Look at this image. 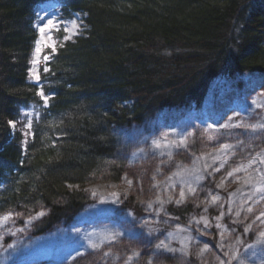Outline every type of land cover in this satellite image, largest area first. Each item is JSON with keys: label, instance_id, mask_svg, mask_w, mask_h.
<instances>
[{"label": "trees", "instance_id": "1", "mask_svg": "<svg viewBox=\"0 0 264 264\" xmlns=\"http://www.w3.org/2000/svg\"><path fill=\"white\" fill-rule=\"evenodd\" d=\"M43 1L0 0V213L17 212V221L9 218L1 223L20 242L24 239L21 233L28 230L46 234L44 243L32 253L42 254L40 248L45 245L46 255L37 253L34 258L41 261L46 257L40 264H52L61 254H74L69 264H116L123 257L130 261L129 257L143 251L128 234L141 232L148 240L143 228L150 227L125 225L112 232L92 226L86 230V234L92 232L87 245L77 253L72 241L84 243L86 234L66 229L54 238L52 232L74 223L77 212L88 213L85 187L93 179L109 176L119 181L126 176L134 178L133 172H137L148 191L152 169L129 170L123 159L115 157L121 148L120 136L129 126L144 128V122H153L158 112L178 108L187 100L200 105L208 87L218 81L229 85L222 99L241 88L245 95L244 103L220 110L222 115L247 112L243 105L249 96L264 87L258 76L264 74V0H53L63 20L74 12L83 14L84 27L78 36L58 43L49 70L34 82L30 54L37 40L36 10ZM249 75L251 79L245 80ZM40 92L48 97L47 103ZM253 113L258 116L257 111ZM27 115L33 125L25 137ZM260 139L254 146L249 143L248 150L233 148L229 153V145L212 148L209 154L199 153L202 159L198 164L183 163L190 167L188 171L177 169L181 161L167 169L162 174L168 186V199L163 201L168 203L167 212L190 232L188 216L206 211V202L214 206L231 196L230 209L235 206L232 210L238 215L251 214L252 223L247 227L253 237V230L263 228L256 214L264 188V136ZM156 148L153 151L159 152ZM141 154L138 149L132 159ZM141 160L138 166H153L144 156ZM225 182L232 185V194L226 197L217 191ZM157 195H162L158 187ZM161 197L155 199L160 202ZM121 204L135 214L142 213L133 197ZM211 212L204 213L208 220L219 210ZM226 219L225 223L231 224ZM122 235L128 246L120 244ZM161 241L167 245L163 238L155 245L144 243V258L133 263L174 264L168 259L169 246L157 248ZM90 242L99 246L93 248ZM259 242L264 247V242ZM108 243L115 249L102 248ZM118 246L127 249L122 253ZM251 254L249 257H257ZM255 260L251 263L256 264Z\"/></svg>", "mask_w": 264, "mask_h": 264}, {"label": "rangeland", "instance_id": "2", "mask_svg": "<svg viewBox=\"0 0 264 264\" xmlns=\"http://www.w3.org/2000/svg\"><path fill=\"white\" fill-rule=\"evenodd\" d=\"M41 9H43V11H41ZM38 12L40 16L45 17L43 21L38 20ZM61 16L62 12L59 10L58 4L53 0H45L37 7L36 18L34 21V27L37 32V40L30 54L31 77L34 82H38L40 80L35 79V76L33 75L34 72L40 75L41 72H45V68L49 70L50 64L53 62V57L57 50L58 43L63 40L73 39L83 30V14L74 12L66 20H63ZM53 17H55L54 22H58L59 28V30L54 28L51 32L52 40L55 41L56 50L53 52L51 47H44V42L49 44L52 43V41L48 39V33L46 30L44 34V41H42L40 45L42 50L39 54H37L35 52L37 41L41 39V34L38 31V25L43 26V23H46L48 18ZM72 21H76V23L79 24V28L76 29V34L74 35L71 34ZM65 27L69 28L70 31L65 32L63 30ZM69 35H71V38L65 39V37ZM44 56H48L49 59L45 61L43 59ZM34 60H37V63L34 64ZM258 76L261 77L264 85V74H258ZM250 79V75L245 77V80L247 81ZM228 86L229 85H227L224 81H218L213 85V87H208L205 97L200 105L187 100L186 103L180 105L178 108L158 112L156 119L153 122L152 120L144 122V128L140 125H134L132 127L129 126L125 135L120 136L121 143H119L121 148L116 151L115 157L120 160L123 159L127 166L126 168L129 170L130 168H141V170L146 168L152 169L153 177L150 179L149 188H147L148 191H146L145 186L141 183L142 179L138 177L140 174L133 171L134 178L126 176L121 178L119 181H115L111 179V177L105 176L93 179V181L85 187L86 198L89 200L88 205L85 207V211L88 213L79 214L77 212L75 215L76 221L74 223H71L67 227L55 229L52 232L54 233L52 234L54 238H57L58 234H61L66 229L67 231L71 229L73 233L81 232L86 234V230L88 228L92 226H100L104 229L111 230L112 232H119V229H122L125 225L133 226L137 224L139 226L138 228H152H149L148 230L143 228V233L149 237L148 240L140 234L141 232H130L128 234L129 237H132V239L134 238V240L131 241H135L136 239V242L140 243V249L143 253L139 252V255H133L130 261H127V259L125 260L123 257L116 264H134L133 262H138L140 258H144L146 253V246H144V243H152L155 245L157 240L162 238L163 240H167V247L169 246L170 253L168 259H173L174 264H220V261H224V264H252L251 262L255 259L256 264H264V247H262L259 242H264V239L258 235L260 231H264V216H261V213H264V188H262L261 193H259V204L256 208L257 217L260 216L259 221L263 223L259 224L263 225V228L253 230L255 231V234L253 237L251 236V238L249 235L252 230L245 232L247 225L252 223L251 214L242 213V215H238L232 210L236 208L235 206H232L230 209L231 205L229 204L230 202H228V199L231 196L228 199H222V202L217 205L214 203V206H210V204L206 202V205L204 206L206 211H202L201 209L197 213H192L188 216L187 218L189 222H186V224L189 226L190 232H187L181 224H178L183 222L175 220L176 218L167 212L166 205L168 203H164L168 199V186L166 185V180H162V174L165 173L167 169L174 167L181 161V163L177 166V169H186V171H188L187 169H190L189 166H194L195 163L198 164V160L201 162L202 156H200V154H209L212 152V148L221 146L229 147L230 145L229 153H233V151H235L233 148L241 150L244 147V149L248 150L249 147L246 146L251 144L254 146L256 143H259L256 141L264 136V128L253 129L251 127L235 126L237 124L258 125L262 124L259 123L262 121L264 124V87L263 89H259L257 93L249 96L247 102L243 105L247 109L246 113L240 114L231 112L228 115H222L220 111H217L216 105L217 103H224L225 99H222L221 97L227 91ZM243 92L244 89L241 88L236 89V93L232 94L237 95L236 98H234L236 102H244L245 95L242 94ZM259 110L260 116L253 113ZM28 117L29 116L27 115L23 131V134L26 135L25 137H27V132L31 130L33 125L32 118ZM229 117H232V119L229 120ZM225 124L233 126L222 127ZM244 128H248V130H244ZM122 129L119 133L122 132ZM198 135H202V138L197 139L196 136ZM169 139L174 140V142H170L171 140ZM127 140L128 142L126 143ZM237 140H241L243 143L238 142ZM153 145L157 147L154 150H158L159 152L153 151ZM198 145H203V147L200 148ZM125 146H129V148L125 149ZM162 146L165 147V149L170 146L172 148L170 150H168V148L165 150ZM138 149L140 153L142 152L140 156H144L147 159L146 162L153 163L152 167H144L143 165L140 166V164L138 166L137 163H142V160L140 161V156L134 158L136 161L132 159ZM183 163H187L189 166H185ZM147 179H149V177L145 180ZM138 184L140 185V188L137 186ZM230 184L231 182H225L217 191L221 192L224 196L232 194V192H230V187H232V185L229 186ZM157 187L162 191V195L154 196ZM113 193L118 195L114 196ZM214 193L215 192H213V194ZM159 196H162L160 202L158 201L159 198L155 199ZM130 197H133L134 202L141 207V215L138 213L135 214L130 208L123 207L121 204L123 199L128 202ZM202 199L200 200L201 202ZM232 202L233 200L231 199V203ZM211 208H214V210L216 208L219 212H217L216 215L214 214V219L208 220L204 216V213L213 212L214 210ZM3 212L4 213H0L2 214L0 217L11 214L10 218L12 221H17V212L15 210H5ZM201 214L204 216L203 218H200ZM226 218L231 220L229 221L231 224L225 223L224 219ZM1 222L2 220H0V264H40L47 260L46 257L41 261L34 259L37 256V253L40 256L46 255L44 254L45 245H42L40 248V252L42 254H40L39 251H35V255L32 256L34 248L37 247L38 244L44 243L42 240H44L43 238H45L46 234H34V232H30V230H28L21 233V235L24 236V239L20 242L16 240L17 235L11 234V230L9 231V229H4V224ZM129 226L127 228H129ZM160 226L164 227L160 228ZM190 228H192V230ZM91 233L92 232L89 231L85 236H82V239H85L84 243H81L80 240H76V242L72 241V235L70 236L68 240H71L78 248V250L74 253H77L81 249L85 248L87 245L86 239L90 237ZM98 234H101V232ZM123 236L124 235L119 236L122 238L120 239V242L122 243L119 241L117 243H127L125 242V238H123ZM160 236H162V238ZM142 237L147 240V242H144V240L141 242V239H143ZM237 238H240V241L236 240ZM249 238V242L244 243V241ZM7 239H10V242L7 243ZM51 240L52 237L50 235L48 241ZM108 245H111V243L105 244L102 248L106 250L115 249L112 247L113 245ZM205 245H207L206 250ZM188 246L191 248L190 250H186ZM126 247L125 249H121L118 246V251L124 253L127 249ZM185 250L187 252H185ZM95 253H92V255ZM249 253H253L251 256L257 257H249ZM233 256L236 258L233 259ZM73 257L74 254H70L69 256L61 254V256H58L57 260L54 262L51 261V263L69 264L73 260ZM119 258L120 257H118V259ZM94 259H97V257L92 260ZM159 264H162V262Z\"/></svg>", "mask_w": 264, "mask_h": 264}, {"label": "snow or ice", "instance_id": "3", "mask_svg": "<svg viewBox=\"0 0 264 264\" xmlns=\"http://www.w3.org/2000/svg\"><path fill=\"white\" fill-rule=\"evenodd\" d=\"M41 11H43V9H41ZM37 17H38V20H41V21H43V20L45 19V17H42V16L39 15V12L37 13ZM54 21H55V17H53V18H48L47 21H46V23H43V26H39V25H38V31H39V33L41 34V39L37 41V47H36V49H35V52H36L37 54H39V53L41 52V50H42L41 47H40V45H41V42L44 41V34H45L46 30H47V33H48V39L51 40L52 43L49 44V43H47V42H44V47H51V48H52V51L55 52V50H56V48H55V41L52 40L51 32H52V30H53L54 28L57 29V30H59V28H58V22H54ZM78 28H79V24H77L76 21H72V22H71V34H72V35L76 34V29H78ZM63 30H64L65 32H69V31H70V29L67 28V27H65ZM70 38H71V35L65 37V39H70ZM43 59H44L45 61H47V60L49 59V57H48V56H44ZM33 63H34V64L37 63V60H34ZM44 71H48V69L45 68ZM33 75L35 76V79H36V80H39V79H40L39 75L36 74L35 72L33 73ZM39 94H40L41 96H44V93H43V92H40ZM44 100H45V102L47 103L48 97H47V96H44ZM231 119H232V117H229V120H231ZM9 124L12 125L13 127H15V123H14L13 121H9ZM232 126H233V125L225 124V125H223L222 127H232ZM235 126H236V127H251V128H253V129H255V128H264V124H258V125H244V124H237V125H235ZM29 127H30V125H29ZM225 147H228V146H225ZM253 162H254V161H253ZM229 175H231V173H229ZM129 183H130V182H129ZM189 191H194V189H192L191 187H189ZM113 195L116 196V195H118V194L113 193ZM180 196L183 198V196H184V192H183V191H181ZM215 199H217V198H216V197H213V200H215ZM177 203H180V201H177ZM248 211L251 212L252 209L249 208ZM39 215H43V213H40ZM10 216H11V214L6 215V216H4V217H0V220L6 222V221L10 218ZM261 216H264V213H261ZM258 219H259V217H258ZM250 230H251V227H250V226L245 228V232H248V231H250ZM258 235H259V237H261L262 239H264V231H260V232L258 233ZM113 238H115V237H113ZM90 246L93 247V248H96V247H98L99 245H97V244H92V243L90 242ZM157 248H167V245H166L163 241H161L160 244L157 245ZM206 249H207V245H205V250H206ZM79 254H80V253H78V255H79ZM136 255H139V253H136ZM235 258H236V257L233 256V259H235ZM129 259L131 260L132 257H129ZM149 264H150V262H149ZM220 264H224V261H220Z\"/></svg>", "mask_w": 264, "mask_h": 264}, {"label": "bare ground", "instance_id": "4", "mask_svg": "<svg viewBox=\"0 0 264 264\" xmlns=\"http://www.w3.org/2000/svg\"><path fill=\"white\" fill-rule=\"evenodd\" d=\"M236 96L237 95H234V96H231V97H227L223 104H218L217 103V105H216L217 111H220V110H222V109H224V108H226L228 106H233V105H236V104H240V102H238V101L236 102V100L234 99V98H236ZM244 102H245V99H244ZM257 114H258V116H260V110L257 111ZM170 142H172V141H170ZM168 145H171V144H168ZM166 148H168V147H166ZM171 148L172 147L170 146L168 148V150H170ZM236 240L240 241V238H237Z\"/></svg>", "mask_w": 264, "mask_h": 264}]
</instances>
